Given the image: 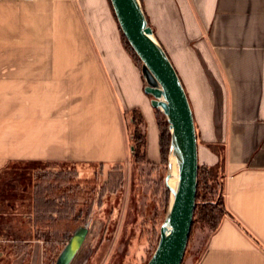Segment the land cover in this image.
Wrapping results in <instances>:
<instances>
[{
    "label": "crops",
    "instance_id": "crops-1",
    "mask_svg": "<svg viewBox=\"0 0 264 264\" xmlns=\"http://www.w3.org/2000/svg\"><path fill=\"white\" fill-rule=\"evenodd\" d=\"M142 9L185 90L198 166L218 164L211 147L224 160L227 215L195 264H264V0H142ZM144 87L109 0H0V173L123 163L133 110L147 159L160 163ZM32 233L0 235V248L37 256Z\"/></svg>",
    "mask_w": 264,
    "mask_h": 264
},
{
    "label": "rangeland",
    "instance_id": "rangeland-1",
    "mask_svg": "<svg viewBox=\"0 0 264 264\" xmlns=\"http://www.w3.org/2000/svg\"><path fill=\"white\" fill-rule=\"evenodd\" d=\"M138 66H141L139 62ZM132 115L130 112L123 119L129 139V157L123 163L107 166L31 163L15 165L12 171L0 173V235L8 240L27 241L29 229L34 231L35 214L39 219L81 221V228L69 241L62 240L68 227L65 221L43 226L39 223L38 231L31 237L38 241L37 256L32 250H2L1 246L0 264H13L16 259L23 264H30L31 259L38 264H146L149 261L158 243L169 200L164 186L166 162L160 159V163H153L147 159L143 117L139 130L146 135L145 148L134 157ZM12 181L18 188H3L4 182ZM24 186L27 188L22 193ZM211 199L218 200L216 195ZM207 232L202 224H195L182 264L196 263Z\"/></svg>",
    "mask_w": 264,
    "mask_h": 264
},
{
    "label": "water",
    "instance_id": "water-1",
    "mask_svg": "<svg viewBox=\"0 0 264 264\" xmlns=\"http://www.w3.org/2000/svg\"><path fill=\"white\" fill-rule=\"evenodd\" d=\"M121 34L138 58L144 93L164 117L169 133L164 186L169 193L157 246L146 264H182L197 187V140L182 83L149 26L140 0H109ZM133 150V148H131Z\"/></svg>",
    "mask_w": 264,
    "mask_h": 264
},
{
    "label": "trees",
    "instance_id": "trees-1",
    "mask_svg": "<svg viewBox=\"0 0 264 264\" xmlns=\"http://www.w3.org/2000/svg\"><path fill=\"white\" fill-rule=\"evenodd\" d=\"M141 4H142V0ZM122 42L125 46V49L129 52V54L133 57L135 62L138 64L139 60L131 50L130 46L128 45L127 41L121 34ZM140 63V62H139ZM133 114L130 118L131 124L134 127L133 130V137H132V145L134 147L133 155L134 157H138L139 151L145 148V141L146 135L140 132L139 126H142L143 119L141 113L137 110L131 111ZM155 121L157 124V128L159 131V150L161 155V160L166 162L167 159V152H168V145H169V133L167 132V124L162 116V114L156 110H154ZM163 128V129H162ZM164 138L166 142H164ZM215 152L219 154V162L217 165L213 167L207 166H198V173H197V187H196V199H195V210L193 213V220L191 231L189 234V239H191L193 229L196 223L202 224L203 227L208 231L207 234L210 235L211 233L215 232L218 227L220 226L223 218L227 215L224 199H223V184H224V173H223V157L217 151L211 147ZM69 184V183H68ZM35 185V184H34ZM50 187V186H49ZM35 188H37L35 186ZM52 190V187H50ZM56 190V188H55ZM65 190V189H64ZM73 190V189H72ZM217 196V201L214 202L211 197ZM35 203V208H36ZM35 218L33 220V228L34 231H38V224L40 223L41 226L46 224L52 223H61L65 221L64 219H39L37 214H35ZM67 230L65 229L62 240L69 241L72 239L73 235L77 231H79V220L74 218L72 220H66ZM64 222V223H65ZM70 225H76L75 228H70ZM49 225H46V227ZM73 229V230H72Z\"/></svg>",
    "mask_w": 264,
    "mask_h": 264
}]
</instances>
